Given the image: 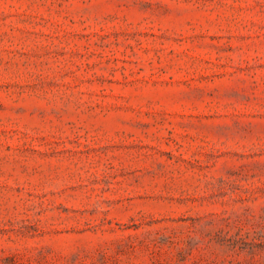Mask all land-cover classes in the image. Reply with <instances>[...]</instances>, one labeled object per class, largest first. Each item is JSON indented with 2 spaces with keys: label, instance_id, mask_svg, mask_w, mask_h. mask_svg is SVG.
<instances>
[{
  "label": "rangeland",
  "instance_id": "374dc122",
  "mask_svg": "<svg viewBox=\"0 0 264 264\" xmlns=\"http://www.w3.org/2000/svg\"><path fill=\"white\" fill-rule=\"evenodd\" d=\"M0 264H264V0H0Z\"/></svg>",
  "mask_w": 264,
  "mask_h": 264
}]
</instances>
